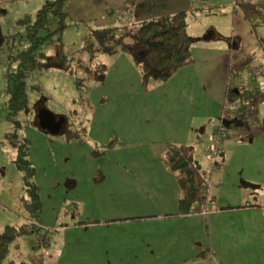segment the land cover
<instances>
[{"label":"rangeland","instance_id":"1","mask_svg":"<svg viewBox=\"0 0 264 264\" xmlns=\"http://www.w3.org/2000/svg\"><path fill=\"white\" fill-rule=\"evenodd\" d=\"M46 1L48 0H0L2 32L8 33L18 19L27 13H35ZM110 1L67 2L65 10L70 13L72 20L69 16L66 21L70 24L45 42L43 51L49 56L51 64L28 77L29 102L16 116L18 124L9 118L4 76L5 62L15 52L0 49V221L13 215L14 218L20 217L21 225L31 222L22 203V196H27L24 173L14 163L17 148L10 143L12 138L6 137L12 134L14 138L16 132L20 138L29 141L28 160L35 169L32 180L39 188L44 212L43 223L50 230L49 238L40 234H25L15 240L18 247L11 249L8 258L19 263L92 264L81 258L85 251L79 255L73 251L75 247L85 245L87 237L84 235L85 230L74 226L72 220L76 218L77 221L82 217L93 221L95 213H102L103 202L94 195V178L102 177V165L107 162H123L122 158L128 156V148L146 146L137 144L138 142L132 144L122 136L131 133L129 125L133 127L134 133L137 131V123L134 121L136 113L133 112L136 102H143L145 106L139 123L142 131L144 123L147 130L161 124L172 135L180 133L179 119L176 117L179 109L177 102L182 105V100L171 99L166 86H150L148 91L136 96L137 90L134 87L141 82V78L137 76L135 79L134 74L127 71L118 73L115 70L114 73L112 68L106 71L105 81L99 80L97 73H102L100 64H107L109 55L98 51L100 44L95 37L90 36L91 30L101 29L99 25L107 22L113 14L117 13L119 19L120 12L126 9L124 0H119L113 8L108 5ZM175 1L176 7L165 11L172 15L181 9L186 10L187 31L191 35L209 33L208 29L213 28L222 36L220 40L228 42L235 35L237 41L242 42L241 47L246 50L245 58L237 64L233 62L236 72L249 61L259 63V59L264 57V2L263 5H253L250 0H200L195 4L191 0ZM115 9L116 12H113ZM153 10L164 13L161 8ZM134 17L135 24L124 29L134 31L142 24L141 19H138L141 15L137 8ZM81 19L85 22L79 21ZM121 19L124 20L123 17ZM115 23L124 27L120 20ZM57 24L56 16L51 13L49 31L56 29ZM47 33L44 30L42 35ZM125 41L131 43L132 38L127 37ZM213 43L212 38L206 42L207 46H212ZM252 47L254 51L248 53ZM133 63L136 65L134 60ZM13 67L16 68V64ZM256 68L252 72L242 71L243 78L255 74ZM120 79L123 83H132V87L122 91L117 87ZM253 82L249 79L250 84ZM258 82L261 92L254 98L251 108L256 110L260 124L259 132L252 141L222 140V157L217 153L212 133L209 136L205 133L204 140L197 141L198 150L194 157L201 166L197 177L201 176L211 185L210 195L214 193L218 207L230 205L241 196L242 190L250 192V188L240 186L242 180L260 185L257 187V194L264 195V78L259 77ZM42 108L63 120L66 129L77 130L81 139L70 140L65 130L57 133L42 130L36 125ZM131 118L134 123L125 121H130ZM215 159L219 161L217 165H214ZM39 231L44 232L41 228ZM192 234H199L194 224ZM211 235L213 233L210 230ZM195 246L197 253L203 249L197 244ZM55 249L59 250V255L53 261L52 253Z\"/></svg>","mask_w":264,"mask_h":264},{"label":"crops","instance_id":"2","mask_svg":"<svg viewBox=\"0 0 264 264\" xmlns=\"http://www.w3.org/2000/svg\"><path fill=\"white\" fill-rule=\"evenodd\" d=\"M191 1L192 4L201 2ZM119 2V0H111L108 5L113 8L112 6ZM123 2L126 9L120 12L119 19L117 13L113 14L107 22L99 26L123 31L129 25L135 24L136 8L141 15L138 19L143 23L145 20L171 15L165 10L169 11L177 4L175 0H124ZM250 2L253 5H263L264 0H250ZM153 8L157 10L161 8L164 13H159L160 11L156 13ZM180 11L186 12L184 9L177 12ZM113 12H116V9ZM68 14L70 16L69 12ZM122 17L124 20L121 19ZM117 20H120L123 28L115 25ZM79 21L85 22L82 19ZM208 30L209 33L195 36L189 33L195 59L192 64L181 68L167 82H153L150 85L156 88L166 86L171 99L182 100V105L177 102L179 109L176 117L177 120L179 119L180 133L172 135L171 131H165L161 124H156L147 130L144 123H142V131L139 123L144 115L145 106L143 102H136L133 112L136 113L134 121L137 123V131L134 133L133 127L129 125L131 133L122 136L132 144L138 142L137 144L146 146L128 148V156L122 158L123 162L104 163L103 169H100L103 172L102 177L98 181L96 177L94 178L96 189L94 195L103 202L102 213H95L93 221L91 218L82 217L77 221L76 218L72 220L74 226L85 230L87 243L73 249L78 255L85 251L81 255L85 261L92 264H189L192 262L264 264V195L257 194V187L260 185H252L253 183L242 180L240 186L251 190L250 192L242 190L241 196L230 205L218 207L214 199L206 204L196 203L191 213L179 214V186L174 174L162 160V156L171 145L184 146L193 150L196 155L197 141H203L205 133L208 136L210 133L213 134L214 126L222 115L226 87L231 70L235 67L233 62L237 64L245 58L246 50L241 47L242 42L237 41L235 35V38L227 42L220 40L222 36L215 29ZM210 38L214 39V43L212 46H207L206 42ZM253 51L252 47L248 53ZM106 54L109 55L106 64L108 71L109 68H112L114 73L127 71L133 73L135 79L137 76L141 78L140 70L127 52ZM249 64H255L253 65L255 68L259 65L255 61ZM244 68L246 67H243V70ZM257 71L260 70L256 68V73ZM122 81L120 79L117 85L122 91L132 87V83ZM141 83L142 78L134 87L137 90L136 96H141L150 87L144 89ZM125 121L134 123L132 118L130 121ZM211 194L210 198H215L214 193ZM20 220V217L7 216L5 220L0 221V232L2 233L9 225L20 226ZM193 224L199 230L198 235L192 234ZM42 226L44 232L40 233V230L34 234L44 236L47 232L46 238H49V229L45 228L44 223ZM210 230L211 234L213 233L211 236ZM195 244L203 248L199 253L195 249ZM58 255L59 250L55 249L52 253L53 261Z\"/></svg>","mask_w":264,"mask_h":264},{"label":"trees","instance_id":"3","mask_svg":"<svg viewBox=\"0 0 264 264\" xmlns=\"http://www.w3.org/2000/svg\"><path fill=\"white\" fill-rule=\"evenodd\" d=\"M68 1L48 0L35 13H27L18 19L8 33H3L0 28V49L15 52V55L9 57L5 62L4 76L9 118L16 124H18L16 116L27 107L29 102L28 77L35 71H43L51 64L49 56L43 51L45 42L54 33L70 24L66 21L69 14L65 10ZM51 13L58 20L57 27L53 31H49ZM44 30L48 32L46 35H42ZM90 36L98 40L100 53L114 55L120 51H126L140 67L141 84L144 89H147L153 82H167L181 68L195 61L191 50L192 38L187 31V12L185 11L145 20L134 31L125 29L120 32L118 28L108 27L93 29ZM127 37L132 38L131 43L125 41ZM249 62L244 66L246 67L244 69L247 72H252L255 64L250 65ZM261 62L262 59H259V65H256L261 72L257 71L255 73L257 75H249L246 79L243 78V67L237 72L235 69L231 70L225 91L222 115L217 125L214 126L215 128L221 123L228 125L225 138L227 140L249 141L251 139L252 141L256 133L259 132V117L251 106L256 95L261 92L258 82L259 77L264 78V62ZM14 64H16V68L13 67ZM100 69L102 73H97V76L99 80L103 81L108 66L101 63ZM249 79L254 82L250 84ZM57 120L60 119L57 118ZM60 122L62 123L61 131H67L70 140L81 139L77 130L66 129L64 121L60 120ZM11 135L8 134L6 137H11L10 143L17 148L14 163L24 173L23 180L27 196H22V203L30 215L31 222H26L20 227L6 226L0 234V264H23L9 259L10 251L17 246L15 240L19 236L34 234L43 228V209L39 188L32 180L35 169L28 160L29 141L20 138L16 132H14V138ZM212 136L218 150L217 153L219 152L222 157L223 142L216 143L214 129ZM162 160L174 174L179 186V214L191 213L196 203L206 204L215 199L214 197L210 198L208 191L210 184H207L201 176L197 177V174L200 175L201 166L194 157L193 150L184 146L171 145L162 156ZM216 163H219L217 159H215L214 165H217ZM98 179L96 178L97 181ZM46 233L42 236L46 237Z\"/></svg>","mask_w":264,"mask_h":264},{"label":"water","instance_id":"4","mask_svg":"<svg viewBox=\"0 0 264 264\" xmlns=\"http://www.w3.org/2000/svg\"><path fill=\"white\" fill-rule=\"evenodd\" d=\"M38 126L45 131L57 133L61 130V124L51 112L42 108L38 113Z\"/></svg>","mask_w":264,"mask_h":264},{"label":"built area","instance_id":"5","mask_svg":"<svg viewBox=\"0 0 264 264\" xmlns=\"http://www.w3.org/2000/svg\"><path fill=\"white\" fill-rule=\"evenodd\" d=\"M227 132H228V125L226 123H221L219 126H216L214 128V136L217 139V142H216L217 144H218V141H222L226 138Z\"/></svg>","mask_w":264,"mask_h":264},{"label":"flooded vegetation","instance_id":"6","mask_svg":"<svg viewBox=\"0 0 264 264\" xmlns=\"http://www.w3.org/2000/svg\"><path fill=\"white\" fill-rule=\"evenodd\" d=\"M59 123L62 124V123L60 122V120H59ZM216 164H217V163H216Z\"/></svg>","mask_w":264,"mask_h":264}]
</instances>
